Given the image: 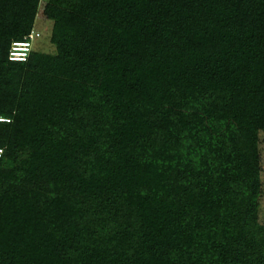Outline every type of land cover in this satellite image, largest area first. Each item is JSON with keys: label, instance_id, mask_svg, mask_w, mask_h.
Returning <instances> with one entry per match:
<instances>
[{"label": "trees", "instance_id": "obj_1", "mask_svg": "<svg viewBox=\"0 0 264 264\" xmlns=\"http://www.w3.org/2000/svg\"><path fill=\"white\" fill-rule=\"evenodd\" d=\"M0 0V264H264V0ZM123 98L160 148L114 140Z\"/></svg>", "mask_w": 264, "mask_h": 264}, {"label": "rangeland", "instance_id": "obj_2", "mask_svg": "<svg viewBox=\"0 0 264 264\" xmlns=\"http://www.w3.org/2000/svg\"><path fill=\"white\" fill-rule=\"evenodd\" d=\"M45 1L41 0L38 8L34 27L39 34L35 39L30 59L26 62L28 66H31L42 53L53 52L55 50V45L51 41V20L42 11ZM158 119V107L141 101L123 98L115 121L114 140H127L152 152H158L160 148ZM259 147L261 189L258 217L259 221L264 223V132H260L259 134Z\"/></svg>", "mask_w": 264, "mask_h": 264}, {"label": "built area", "instance_id": "obj_3", "mask_svg": "<svg viewBox=\"0 0 264 264\" xmlns=\"http://www.w3.org/2000/svg\"><path fill=\"white\" fill-rule=\"evenodd\" d=\"M38 34L39 33L36 30L32 29L25 38L21 40H13L8 49V54H7L8 58L13 60L27 61L32 47V42L36 39ZM0 119H8V118L0 117ZM0 153H1V148H0Z\"/></svg>", "mask_w": 264, "mask_h": 264}]
</instances>
